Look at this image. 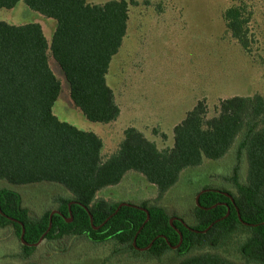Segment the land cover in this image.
Returning a JSON list of instances; mask_svg holds the SVG:
<instances>
[{
	"label": "trees",
	"instance_id": "1",
	"mask_svg": "<svg viewBox=\"0 0 264 264\" xmlns=\"http://www.w3.org/2000/svg\"><path fill=\"white\" fill-rule=\"evenodd\" d=\"M19 2L54 20L55 29L48 41L37 22L0 21V180L13 186L52 183L70 194L68 199H58L56 211L32 217L18 192L0 189V228L14 229L24 258L42 239L85 237L92 243L112 240L155 257L174 251L184 257L177 264H234L210 253L185 256L196 246L223 244L237 229L246 228L250 234L239 253L264 264V97L225 99L218 115L210 119H206L205 103L198 101L174 126L173 147L163 151L128 127L119 149L102 160L103 143L97 134L53 114L61 84L49 58L62 71L69 97L86 120L115 121L120 109L105 77L126 35L129 5L136 1L0 0V9L11 10ZM223 19L230 36L250 53L249 13L230 6ZM237 140L236 195L202 189L195 197L193 226L168 216L159 206L97 198L128 172L143 176L161 198L182 171L201 165L204 159L223 158ZM242 156L247 171L241 185L237 177Z\"/></svg>",
	"mask_w": 264,
	"mask_h": 264
},
{
	"label": "rangeland",
	"instance_id": "2",
	"mask_svg": "<svg viewBox=\"0 0 264 264\" xmlns=\"http://www.w3.org/2000/svg\"><path fill=\"white\" fill-rule=\"evenodd\" d=\"M103 4L110 0H87ZM129 5L127 32L111 59L106 83L120 109L108 124L89 122L73 105L62 71L49 58L61 91L53 114L81 130H90L102 140V160L115 153L124 130L133 127L159 151L174 144L173 128L198 101L206 107V119L218 115L221 101L231 97H264V0H135ZM147 1V2H145ZM230 6L244 8L250 15L251 52L245 53L230 36L223 19ZM0 21L13 25L37 22L48 41L55 21L30 10L23 2L13 9H0ZM238 140L221 159H204L201 165L180 174L178 182L161 198L143 176L128 172L122 181L101 190L97 198L133 205L159 206L168 216L193 226L195 197L204 188L223 189L236 195L233 181ZM239 183L246 179L247 163L238 165ZM21 195L22 205L32 217L56 211L58 199H68L63 187L52 183L13 186L0 180V189ZM246 228L237 229L216 246L194 247L185 257L210 253L234 264H259L241 256L239 247L249 237ZM184 257L165 251L159 257L133 251L109 240L92 243L85 237L42 239L29 258L11 226L0 228V264H177Z\"/></svg>",
	"mask_w": 264,
	"mask_h": 264
},
{
	"label": "crops",
	"instance_id": "3",
	"mask_svg": "<svg viewBox=\"0 0 264 264\" xmlns=\"http://www.w3.org/2000/svg\"><path fill=\"white\" fill-rule=\"evenodd\" d=\"M119 114H120V113H119ZM182 120H183V119H182ZM182 120H181V121H182ZM181 121H180V122H181ZM180 122H179V123H180ZM175 126H176V125H175ZM148 141H149V140H148Z\"/></svg>",
	"mask_w": 264,
	"mask_h": 264
},
{
	"label": "water",
	"instance_id": "4",
	"mask_svg": "<svg viewBox=\"0 0 264 264\" xmlns=\"http://www.w3.org/2000/svg\"><path fill=\"white\" fill-rule=\"evenodd\" d=\"M69 222L71 221V219L68 220ZM171 222V221H170Z\"/></svg>",
	"mask_w": 264,
	"mask_h": 264
}]
</instances>
